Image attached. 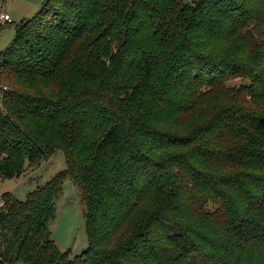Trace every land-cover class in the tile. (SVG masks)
Instances as JSON below:
<instances>
[{"label": "trees", "instance_id": "trees-1", "mask_svg": "<svg viewBox=\"0 0 264 264\" xmlns=\"http://www.w3.org/2000/svg\"><path fill=\"white\" fill-rule=\"evenodd\" d=\"M0 69V179L66 165L0 195V264H264V0H45Z\"/></svg>", "mask_w": 264, "mask_h": 264}, {"label": "rangeland", "instance_id": "rangeland-1", "mask_svg": "<svg viewBox=\"0 0 264 264\" xmlns=\"http://www.w3.org/2000/svg\"><path fill=\"white\" fill-rule=\"evenodd\" d=\"M44 1L12 0L6 6L11 22L1 24L0 21V51L5 50L13 42L15 26L36 14ZM241 83L247 84L248 81L236 78L228 84L239 85ZM4 86V83L0 81V87ZM65 167L63 153L57 151L37 168L28 170L25 175L18 178L0 179V195L10 192L17 199L23 200L28 192L44 185ZM55 207V217L49 224L52 239L61 251L69 250L71 257L81 254L88 243L85 221L77 187L69 177H65L62 181V191L55 201ZM195 264L202 263L195 261Z\"/></svg>", "mask_w": 264, "mask_h": 264}, {"label": "built area", "instance_id": "built-area-1", "mask_svg": "<svg viewBox=\"0 0 264 264\" xmlns=\"http://www.w3.org/2000/svg\"><path fill=\"white\" fill-rule=\"evenodd\" d=\"M12 0H0V21L1 24L10 23L11 19L7 13L6 6L11 2Z\"/></svg>", "mask_w": 264, "mask_h": 264}]
</instances>
